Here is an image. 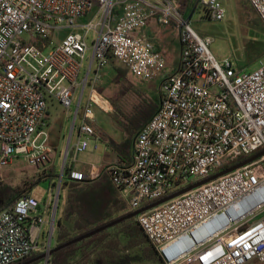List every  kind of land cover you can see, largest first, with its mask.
I'll return each mask as SVG.
<instances>
[{"label": "built area", "instance_id": "2783aa9c", "mask_svg": "<svg viewBox=\"0 0 264 264\" xmlns=\"http://www.w3.org/2000/svg\"><path fill=\"white\" fill-rule=\"evenodd\" d=\"M246 1L264 23V0ZM198 4L208 18H224L221 0ZM181 8L179 0H0V171L19 158L38 171L52 164L48 100L67 112L75 104L70 136L79 120L48 201L24 194L0 212V264L48 254L63 179L97 176L65 165L86 151L89 138L99 141L90 104H98L100 71L111 61L160 82L158 109L137 132L131 163L105 168L131 210L264 150V62L246 72L218 61L212 39L197 34ZM150 21L178 30L173 72L144 33ZM136 221L163 264H264V156Z\"/></svg>", "mask_w": 264, "mask_h": 264}, {"label": "rangeland", "instance_id": "374dc122", "mask_svg": "<svg viewBox=\"0 0 264 264\" xmlns=\"http://www.w3.org/2000/svg\"><path fill=\"white\" fill-rule=\"evenodd\" d=\"M224 7L225 14L221 21L208 18V14L202 6L197 7L196 10L187 8L185 16H190V22L192 28L200 36H208L212 39L210 45V51L218 61L228 59L232 62L234 68L237 71L253 72L258 68L259 62H264V55L255 61H251L248 53L254 52L252 47H256V52L259 51V44H254L255 28L257 26V18L254 11L250 9L249 5L244 6L240 0H221ZM249 9V10H248ZM151 22V21H150ZM158 24V23H156ZM157 29L154 30V34L151 37L155 43L158 53L164 57L166 66L168 63H173L178 57V30L175 27L165 26L158 24ZM168 27V28H167ZM79 33H83L82 29L76 30ZM67 31L61 32L63 36ZM59 38H57L58 40ZM56 39L54 41H57ZM90 44V41H88ZM161 51V53L159 52ZM90 52L88 56H90ZM86 66V63L83 64ZM110 67L119 68L125 70L121 65L115 61L110 62ZM104 71L100 73V78L103 77ZM106 77V75H105ZM109 77V76H108ZM126 82L123 86L113 83V74L110 78H107L106 87L111 91L107 94V99L112 106L113 112H105L90 104V111L92 112L93 124L96 126L101 134H104L105 141H97L95 138H89L87 143L88 147L85 152H82L76 156V160L73 161L72 157L67 159L66 167L74 166L78 169L88 171L91 165L99 167L101 171L106 166L115 164L117 162V155L114 152L112 145L125 144L127 139V133L138 123L141 118H144L150 107L149 103L145 101L148 98L151 103H157L159 97V83L156 81H150L138 85L136 88L134 85L137 80L133 79L130 75L126 74ZM152 84V87H149ZM134 89L131 92L124 93L120 98H117V93L123 88L131 87ZM89 87H86L83 94V107L86 105L89 98ZM145 98H141L140 96ZM115 102V106L114 103ZM49 103L50 122L45 129L47 134V145L52 150V164L47 166L43 170H36L31 167L23 159H15L13 164L0 171V181L12 187L19 186L23 181H30L37 178L39 174H42L48 168L55 166L56 171H61L63 165V157L67 149H71L77 142V126L79 120L76 122V127L73 130L72 136L70 132L72 129L73 115L75 112V104L71 107L70 111L67 110L58 102L54 104ZM107 107L104 103L102 106ZM120 107V108H119ZM140 111L138 112V108ZM118 112H114L117 111ZM135 110V111H134ZM125 116L129 120L125 118ZM135 138V137H134ZM133 138V139H134ZM97 145V150L94 149ZM49 182H41L30 192V195L38 202L42 203L48 201ZM68 189L63 188L60 190L58 201V209L56 214V220L61 216L67 201ZM121 199H123L121 197ZM128 210H131L128 203ZM56 230V229H55ZM56 237L55 231L52 239V248L54 247V239ZM39 254L34 253L32 256ZM31 256V257H32ZM45 264V260H42ZM130 264H154L149 262H136L132 261ZM158 264V263H157ZM252 264H260L254 262Z\"/></svg>", "mask_w": 264, "mask_h": 264}, {"label": "trees", "instance_id": "16d2710c", "mask_svg": "<svg viewBox=\"0 0 264 264\" xmlns=\"http://www.w3.org/2000/svg\"><path fill=\"white\" fill-rule=\"evenodd\" d=\"M179 1L182 5V13H185L187 8L193 11L199 7L197 0ZM250 9L252 8L250 7ZM255 15L257 26L254 29L256 35L254 44H259L260 50L256 52V47H252L254 52L248 53L251 61L259 60L264 55V23L256 13ZM112 74L114 77L113 83L123 86L126 82V74L129 75V72L126 69L122 71L119 68L112 67ZM132 90H134L132 86L121 89L117 93V98ZM141 98L145 97L141 95ZM145 101L150 104L147 115L141 118L131 131L127 133L125 144L114 143L112 145L114 152L119 158V165L131 163L130 148L133 138L158 109V103H151L148 98H145ZM113 103L115 106V102ZM139 109L140 107L137 110L138 112L140 111ZM125 118L129 120V117L125 116ZM250 157L241 156L234 162L225 165L222 169L215 171L212 175ZM105 168L98 171L97 176L92 180L82 183L71 180L68 175L63 179L61 189L67 188L68 196L61 216L55 220V247L62 246L133 212V210H128L127 204L121 199L119 191L112 185L108 174L105 172ZM65 170L70 171L71 167L68 168L65 165ZM57 177L58 172L55 166H52L42 174H39L37 178L28 182L23 181L16 187L9 186L0 181V212L11 206L21 195L30 194L33 187L39 183L49 182V184H53ZM41 255L42 253L32 257L29 256L15 264H25ZM132 261L163 264L158 253L138 225L136 218L123 221L113 228L98 233L82 242L54 252L49 257L47 264H130ZM42 263L43 261L40 260L29 264Z\"/></svg>", "mask_w": 264, "mask_h": 264}, {"label": "water", "instance_id": "95a60500", "mask_svg": "<svg viewBox=\"0 0 264 264\" xmlns=\"http://www.w3.org/2000/svg\"><path fill=\"white\" fill-rule=\"evenodd\" d=\"M198 1L199 0H197V3H198ZM188 19H190V16L188 17ZM262 156H264V150L262 152H259V153L255 154V155L251 156L250 158H248L245 161H242V162H240V163H238L236 165H233L231 167L225 168L224 170H221L217 174H214V175H212V176H210V177H208V178H206L204 180H201V181L195 182L193 184H190V185L186 186L185 188H182L181 190H178V191H176V192H174V193H172V194H170V195H168V196H166V197H164L162 199H159V200H157V201H155V202H153V203H151V204H149V205H147V206H145V207H143V208H141L139 210L133 211L132 213H130V214L124 216V217L118 218V219H116V220H114V221H112V222H110V223H108V224H106V225H104V226L92 231V232H89V233H87V234H85L83 236H80V237H78V238H76V239H74V240H72V241H70V242H68V243H66V244H64L62 246H59V247H55L54 246L49 251L48 254H43L40 257H38V258H36V259H34V260L30 261V262H27L25 264H29L31 262L40 261V260L48 261L49 257L54 252H57L60 249H64V248L69 247V246H71L73 244H77L79 242H82V241H84V240H86V239H88V238H90V237H92V236H94V235H96L98 233H101V232H103V231H105L107 229L113 228L114 226L122 223L123 221L129 220V219H132V218H136L138 215L143 214L146 211L154 209V208H156V207H158V206H160V205H162V204H164V203H166V202H168V201H170L172 199H175V198H177L179 196H182V195H184V194H186V193H188V192H190V191H192L194 189H197V188H199V187H201V186H203L205 184L213 182V181L217 180L220 177H223V176H225V175H227L229 173H232L233 171H235V170H237L239 168H242V167H244V166L256 161L257 159H259Z\"/></svg>", "mask_w": 264, "mask_h": 264}, {"label": "crops", "instance_id": "0c3cea01", "mask_svg": "<svg viewBox=\"0 0 264 264\" xmlns=\"http://www.w3.org/2000/svg\"><path fill=\"white\" fill-rule=\"evenodd\" d=\"M241 1V3L246 7V6H248L247 5V1L246 0H240ZM194 11V10H193ZM159 25L158 24H156V22L155 21H151V22H149L148 23V25L144 28V33L147 35V36H149L150 37V39H151V37L153 36V34H154V30L155 29H157V27H158ZM170 27V26H169ZM168 28V27H167ZM151 41H152V39H151ZM153 42V41H152ZM153 44H154V46H155V49H156V51L158 52V49H157V47H156V45H155V43L153 42ZM177 48H178V57H177V59H176V61H174L173 63H168V65H169V67H167L166 66V69H167V72L169 73V72H173L174 70H175V68H176V65H177V63H178V59H179V54H180V46H179V42H178V40H177ZM159 52L161 53V51L159 50ZM164 58V57H163ZM102 71V70H101ZM101 71H100V73H101ZM103 71H104V75H103V77H101L100 78V81H99V83L97 84V87H96V89H97V93H98V104H94L95 106H97L99 109H103L105 112H113V108H112V106H111V104L109 103V100L107 99V94H110L111 93V91L110 90H108L107 89V85H106V80H107V78H110L111 76H112V70H111V67H110V64L106 67V68H104L103 69ZM105 75H106V77H105ZM130 75V74H129ZM109 76V77H108ZM131 76V75H130ZM133 79H135V80H137V83H135V87L136 88H138L137 86L138 85H140V84H142V83H146V82H150V81H142V80H140V79H137V78H135V77H133V76H131ZM153 81H156V82H158L159 83V92H158V94H159V97H158V100H157V103H158V106H159V102H160V98H161V94H160V82L158 81V80H153ZM150 86L149 87H152L153 88V86H152V84H149ZM98 89H100V91H98ZM154 89V88H153ZM49 101H51V104H54L55 103V101L54 100H49ZM105 104L107 107H104V105L102 106V104ZM48 106H49V103H48ZM120 108V107H119ZM101 109V110H102ZM114 112H118V110L117 111H114ZM47 116H48V124H49V122H50V119H49V117H50V114H49V107L47 108ZM94 125V124H93ZM94 128H95V132H96V136L99 138V141H105L106 139H105V136H104V134H101V132L100 131H98V129L96 128V126H94ZM134 140V139H133ZM106 142V141H105ZM132 145H133V142H132V144H131V148H130V155H131V157H132ZM95 146H97V145H95ZM98 148V147H97ZM97 148L95 149V147H94V149L95 150H97ZM112 165H119V158H118V156H117V162L115 163V164H112ZM110 166V165H109ZM107 167V166H106ZM71 169H76V170H78V171H81V172H83V173H85V174H87V173H89V171L92 169V170H97V171H99V167H97V166H95V165H91L90 167H89V169H88V171H85V170H81V169H78V168H76V167H74V166H71Z\"/></svg>", "mask_w": 264, "mask_h": 264}]
</instances>
